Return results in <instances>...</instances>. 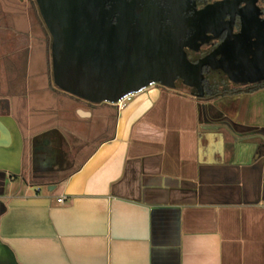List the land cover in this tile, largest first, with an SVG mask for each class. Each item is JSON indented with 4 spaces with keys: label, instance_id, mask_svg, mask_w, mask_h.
I'll list each match as a JSON object with an SVG mask.
<instances>
[{
    "label": "crops",
    "instance_id": "1",
    "mask_svg": "<svg viewBox=\"0 0 264 264\" xmlns=\"http://www.w3.org/2000/svg\"><path fill=\"white\" fill-rule=\"evenodd\" d=\"M34 10L0 0V25L34 41L6 37L26 72L34 48L50 56ZM18 67L0 65V264H264V88L207 101L156 84L118 108L54 88L49 64L22 97Z\"/></svg>",
    "mask_w": 264,
    "mask_h": 264
},
{
    "label": "water",
    "instance_id": "2",
    "mask_svg": "<svg viewBox=\"0 0 264 264\" xmlns=\"http://www.w3.org/2000/svg\"><path fill=\"white\" fill-rule=\"evenodd\" d=\"M101 1L86 3L91 12L77 13L75 28L65 21L67 0L52 20L63 28L52 32L56 82L79 98L115 104L151 82L176 88L178 80L204 97L207 68L223 71L237 84L264 80V19L257 0L241 8L242 0H221L203 9L191 0ZM236 15L239 33H233ZM225 30L215 50L190 60L187 49L198 52ZM61 37L70 42L61 45Z\"/></svg>",
    "mask_w": 264,
    "mask_h": 264
},
{
    "label": "rangeland",
    "instance_id": "3",
    "mask_svg": "<svg viewBox=\"0 0 264 264\" xmlns=\"http://www.w3.org/2000/svg\"><path fill=\"white\" fill-rule=\"evenodd\" d=\"M93 3V1H100L101 0H67V4L66 0L64 2V0H33V2L35 3V22H34V31L35 33H41L43 32L46 35L50 36V56H48L41 48H34V55L32 57V68L33 70H29L28 72H26V64H27V50L19 53L18 55L16 53H14L13 51H11L10 49H8L6 47V37L9 35H12V37H17L18 39V44H34V41L32 39V36H28V33H18L17 31L14 32H8L9 28H6L0 25V34L2 32V34L0 35V42H2V45L0 47V65H6L10 67V64H16L19 65L18 67V71L11 73H7L5 76H9V78H11V74L17 75V81L19 83V85L23 86V89L20 91L21 93H19L22 97H30V95H32L31 90H27L25 84H28V87H30L31 85L33 86L34 84V80L36 78V74L34 73V70H43L47 67V65L49 64L50 67V79L48 78L47 81L50 80V82L52 83V85L54 86V88H57L59 91H63L62 88H60V86L58 85V83L56 82L55 79V72H54V58H53V36H52V32H58L63 30L62 26L59 23H53V16L57 14V11L59 10V8H61L62 5L67 4V8L65 9L64 13H66L67 15V20L65 19L66 22H68L67 27L70 28H75V26H78L79 24V17L76 20L77 17V13L84 15L85 12H87L85 15L90 14L91 10L90 7L87 6L86 3ZM98 2V3H100ZM94 4V3H93ZM98 6V5H96ZM44 10V12H43ZM2 15H0V23H4V21H6L5 19L7 18V15L5 12L1 13ZM84 15V16H85ZM69 16V17H68ZM52 18V19H51ZM41 21V23L39 22ZM77 24V25H76ZM7 33V34H6ZM59 42L61 45L65 44L66 42H70V41H66V39L64 38H60ZM33 50V49H32ZM60 53L63 54V49L60 46ZM33 72V73H32ZM32 73V74H31ZM47 74V73H46ZM222 74H218L217 78L218 79H222ZM3 80V79H2ZM16 81V80H15ZM2 82V81H1ZM4 84V83H2ZM156 85V84H155ZM9 88L8 91L10 90H14V84L11 85L9 82ZM18 86V85H16ZM35 86V85H34ZM180 88H186L183 87L182 85H180ZM219 86V85H218ZM219 88H222V86L220 85ZM189 89V88H186ZM191 90V89H190ZM34 94H36V91H32ZM11 93L7 94L10 95ZM1 96V95H0ZM6 96V95H3ZM134 98V97H133ZM132 100V99H131ZM127 101V104L131 101ZM116 110L117 108L112 107V110H110L109 116H110V121H108L109 123H107L106 121H98L94 123L90 122V128H83V134L82 137L84 140L88 141L90 143V145H94L97 140H100L102 138H104L105 136H107L108 134H110L111 130H112V124H110V122L113 123V117L115 118V114H116ZM59 111L56 110L54 112L55 116L54 119H58L59 117ZM52 114V113H51Z\"/></svg>",
    "mask_w": 264,
    "mask_h": 264
},
{
    "label": "flooded vegetation",
    "instance_id": "4",
    "mask_svg": "<svg viewBox=\"0 0 264 264\" xmlns=\"http://www.w3.org/2000/svg\"><path fill=\"white\" fill-rule=\"evenodd\" d=\"M218 1H221V0H191V2H195V5L197 7V9H203L205 8L206 6L210 5V4H213V3H216ZM243 2H241L239 4V8L243 7L246 3V1L250 2L252 0H242ZM257 6L258 8L260 9V12H261V17L260 19L263 20L264 19V0H257ZM230 19V15H228L226 17V20H229ZM241 28H242V23H241V18L239 15H236L235 17V22H234V29H233V33H239L241 31ZM227 34V31L225 30V32L223 33V36L219 39H212L209 43H207L204 48L198 52L194 51V50H191V49H187V52H188V55H189V58L191 61L193 62H198L199 59L203 58L204 56L210 54L213 50H215L223 41V39L225 38ZM222 74V79H218L217 78V75L218 74ZM263 81H260V82H255V83H250V84H247V85H242V84H237V83H234L233 81H231L228 76L221 70H211V68H207L205 69V78H204V81H203V85H204V88H205V91L208 89V87L210 85H213V84H221V85H234V86H249V85H253V84H258V83H263ZM155 84H159V85H162L161 83H158L156 82ZM182 85L183 87H186V88H189V89H192L195 93H198V90L195 89V88H190L188 86H185L183 84V82L181 80H178L176 82V88H180ZM206 99V98H205ZM207 101H209L208 99H206Z\"/></svg>",
    "mask_w": 264,
    "mask_h": 264
},
{
    "label": "trees",
    "instance_id": "5",
    "mask_svg": "<svg viewBox=\"0 0 264 264\" xmlns=\"http://www.w3.org/2000/svg\"><path fill=\"white\" fill-rule=\"evenodd\" d=\"M221 84H219L220 86ZM218 84H213L208 87V89L205 91L204 98L211 100L214 98H217L219 96L223 95H234V94H240V93H245V92H254L257 90H260L264 88V82L263 83H258V84H253L249 86H234L232 85H221L222 88H219Z\"/></svg>",
    "mask_w": 264,
    "mask_h": 264
},
{
    "label": "built area",
    "instance_id": "6",
    "mask_svg": "<svg viewBox=\"0 0 264 264\" xmlns=\"http://www.w3.org/2000/svg\"><path fill=\"white\" fill-rule=\"evenodd\" d=\"M155 85V82H151L148 86L141 88L138 91H131L128 92L126 94H124L115 104L118 108H123L127 105V101L133 99V97H135L136 95H138L139 93L144 92L145 90H147L149 87H152ZM63 197L59 198V201H63Z\"/></svg>",
    "mask_w": 264,
    "mask_h": 264
}]
</instances>
